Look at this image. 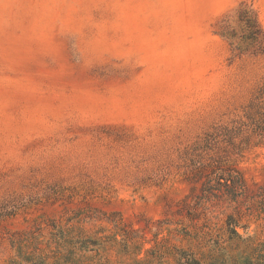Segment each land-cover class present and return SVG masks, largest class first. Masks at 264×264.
I'll use <instances>...</instances> for the list:
<instances>
[{
	"label": "rangeland",
	"instance_id": "rangeland-1",
	"mask_svg": "<svg viewBox=\"0 0 264 264\" xmlns=\"http://www.w3.org/2000/svg\"><path fill=\"white\" fill-rule=\"evenodd\" d=\"M0 264H264V0H0Z\"/></svg>",
	"mask_w": 264,
	"mask_h": 264
},
{
	"label": "trees",
	"instance_id": "trees-1",
	"mask_svg": "<svg viewBox=\"0 0 264 264\" xmlns=\"http://www.w3.org/2000/svg\"><path fill=\"white\" fill-rule=\"evenodd\" d=\"M249 28L251 30V37H253V42L257 46V49L262 52L263 50V39L262 34L260 32V28L257 24L256 19L250 18L249 19Z\"/></svg>",
	"mask_w": 264,
	"mask_h": 264
}]
</instances>
